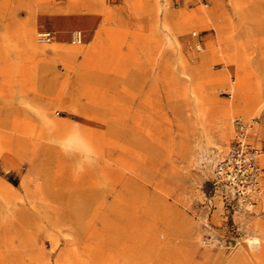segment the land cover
<instances>
[{"label": "rangeland", "instance_id": "obj_1", "mask_svg": "<svg viewBox=\"0 0 264 264\" xmlns=\"http://www.w3.org/2000/svg\"><path fill=\"white\" fill-rule=\"evenodd\" d=\"M237 118L264 166V0H0V264H264Z\"/></svg>", "mask_w": 264, "mask_h": 264}, {"label": "built area", "instance_id": "obj_2", "mask_svg": "<svg viewBox=\"0 0 264 264\" xmlns=\"http://www.w3.org/2000/svg\"><path fill=\"white\" fill-rule=\"evenodd\" d=\"M250 128L249 124L238 120L231 145L214 164L212 184L226 206H256L262 197L260 179L264 170L258 156L263 147L251 138Z\"/></svg>", "mask_w": 264, "mask_h": 264}, {"label": "bare ground", "instance_id": "obj_3", "mask_svg": "<svg viewBox=\"0 0 264 264\" xmlns=\"http://www.w3.org/2000/svg\"><path fill=\"white\" fill-rule=\"evenodd\" d=\"M44 35H47V33H44ZM75 37H77L78 38V36H77V34L75 35ZM243 121V122H245L246 124H249L250 125V129H252V123H254L255 121H249V122H247V121H244L242 118H237V119H235V122H237V121ZM250 131V130H249ZM218 140L220 141V142H224L225 141V138H224V134L223 133H220V135H219V137H218ZM218 141V142H219ZM218 142L216 141V142H211L212 143V145L213 146H215L216 148H220L221 147V145H219L218 144ZM226 152V151H225ZM224 154V153H223ZM222 154V155H223ZM221 155V156H222ZM261 155V154H260ZM259 155V156H260ZM220 156V157H221ZM259 156H258V158H259ZM219 157V158H220ZM264 157V156H263ZM259 162V161H258ZM263 162H264V158H263ZM259 165L263 168V170H264V167L259 163ZM264 172V171H263ZM263 172L261 173V175L263 176L264 174H263ZM261 176V179H260V184H261V187L263 188V192H264V184H263V177ZM263 192H262V194H263ZM262 200V199H261ZM262 202V201H261ZM247 206H250L249 204H247ZM257 225L259 226V224L257 223ZM260 227V226H259ZM257 238V237H256ZM256 238H254L253 240H252V242H253V244H256L257 243V240H256Z\"/></svg>", "mask_w": 264, "mask_h": 264}, {"label": "crops", "instance_id": "obj_4", "mask_svg": "<svg viewBox=\"0 0 264 264\" xmlns=\"http://www.w3.org/2000/svg\"><path fill=\"white\" fill-rule=\"evenodd\" d=\"M262 153H263V152H262ZM262 153H261V155H263ZM261 155H260V156H261ZM260 156H259V158H258V161H259V163L262 165V160L260 159ZM216 159H217V158H216ZM262 166H263V165H262ZM263 167H264V166H263ZM263 184H264V179H263ZM263 194H264V192H263ZM263 194H262V196H263ZM261 199H262V198H261ZM258 204H261V200L259 201ZM258 204H257V205H258ZM257 205H256V206H257Z\"/></svg>", "mask_w": 264, "mask_h": 264}]
</instances>
